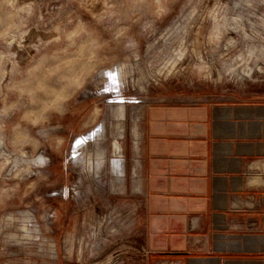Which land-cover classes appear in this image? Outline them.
Segmentation results:
<instances>
[{"label": "rangeland", "instance_id": "374dc122", "mask_svg": "<svg viewBox=\"0 0 264 264\" xmlns=\"http://www.w3.org/2000/svg\"><path fill=\"white\" fill-rule=\"evenodd\" d=\"M202 95L264 100V0H0V264H149L142 112Z\"/></svg>", "mask_w": 264, "mask_h": 264}, {"label": "crops", "instance_id": "0c3cea01", "mask_svg": "<svg viewBox=\"0 0 264 264\" xmlns=\"http://www.w3.org/2000/svg\"><path fill=\"white\" fill-rule=\"evenodd\" d=\"M195 98L144 107L133 142L148 262L264 264V100Z\"/></svg>", "mask_w": 264, "mask_h": 264}, {"label": "bare ground", "instance_id": "6f19581e", "mask_svg": "<svg viewBox=\"0 0 264 264\" xmlns=\"http://www.w3.org/2000/svg\"><path fill=\"white\" fill-rule=\"evenodd\" d=\"M121 119H123V118H121ZM112 153H113V156L115 158V162L117 163V165L118 164H122V158H123V156L125 154V149H124L123 143L119 139H115L113 141V143H112Z\"/></svg>", "mask_w": 264, "mask_h": 264}, {"label": "snow or ice", "instance_id": "6c2138e0", "mask_svg": "<svg viewBox=\"0 0 264 264\" xmlns=\"http://www.w3.org/2000/svg\"><path fill=\"white\" fill-rule=\"evenodd\" d=\"M81 142H82V141H79V140H78V141H77V144H80Z\"/></svg>", "mask_w": 264, "mask_h": 264}]
</instances>
